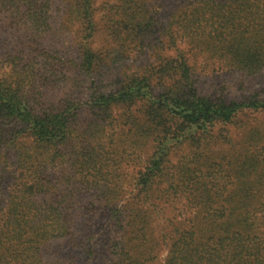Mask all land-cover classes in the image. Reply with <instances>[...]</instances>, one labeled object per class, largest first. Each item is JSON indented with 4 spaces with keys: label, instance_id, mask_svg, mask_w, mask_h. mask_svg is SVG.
<instances>
[{
    "label": "trees",
    "instance_id": "1",
    "mask_svg": "<svg viewBox=\"0 0 264 264\" xmlns=\"http://www.w3.org/2000/svg\"><path fill=\"white\" fill-rule=\"evenodd\" d=\"M159 1L0 0V264H264V95L190 53L263 75L264 0Z\"/></svg>",
    "mask_w": 264,
    "mask_h": 264
},
{
    "label": "rangeland",
    "instance_id": "2",
    "mask_svg": "<svg viewBox=\"0 0 264 264\" xmlns=\"http://www.w3.org/2000/svg\"><path fill=\"white\" fill-rule=\"evenodd\" d=\"M155 3L153 4L154 6H157V3L159 0H153ZM161 2V1H159ZM167 4V3H163L162 5ZM161 5L160 10H163L164 12V8ZM167 11V10H166ZM165 16V14L163 15ZM103 28L100 25L99 31L97 32L96 36H95V42H94V47L97 50H100L101 48H103L104 44L106 43V35L105 32H103ZM179 33L181 34L180 37L181 38H185L183 39L184 43V47L186 48L187 46H189L188 42H190L191 40H188L187 36H183V32H181V29L179 31ZM163 40V39H162ZM128 54L129 56H132L133 53L136 52V50L133 47V44H130L129 47L127 48ZM198 48L197 45L195 43H193L192 45V52L191 53V57L193 60V63L195 64L196 68H195V73L199 79V82L202 86L207 87L210 86L212 89H217L219 92H224L223 96L224 97H228V98H238L243 94V90H242V84L244 85V87H255L256 89H258L260 92L263 93L264 95V74L263 75H256L254 77H249L246 75H243L241 72L239 71H234L232 68H230L228 65H226L221 59L219 58H209L207 55L199 53L198 52ZM186 51L188 53V49L186 48ZM197 51V52H196ZM193 52H195L196 54H193ZM189 53V55H190ZM153 53L150 52L148 55H144L142 53H140L141 56V61L145 62L146 60L152 61L151 56ZM115 65H113L114 67ZM117 115L119 116V121L121 123V121H123L124 117H121V111L118 110L117 111ZM121 117V118H120ZM262 114L259 113H247L244 112L243 114H241L239 116V118L237 119L238 124H240L241 126L239 127H231V135L232 136H238L243 132L244 128H241L242 125H248L249 127L258 124L259 122L262 121ZM123 118V119H122ZM218 130H216L215 132L217 133ZM223 147L227 148L226 145H223ZM215 152H218V148L216 147H211ZM175 155L173 156V162H181V163H188L189 160L192 159V153H193V148H189L187 146H182V147H178L177 149H175ZM201 155H203L204 157L206 155L212 156L213 153L210 151H206L201 149ZM190 163H188L189 165ZM186 165V164H184ZM60 174L63 173L61 171H59ZM59 175V174H58ZM60 176V175H59ZM8 186H12V182L11 179H9L7 182H5L4 184V190H2V195H4V200L5 202L3 203L5 206L9 205V199L7 198V191ZM126 189V188H125ZM130 190H126L124 191L121 195H120V205L121 206H126L129 205L131 200H130V194H129ZM166 209L168 211L169 209V213H175V214H179L182 213L183 215L186 214L188 212L187 208L184 205V202H174L172 203V205H168L166 206ZM171 209H176L177 211L172 212ZM174 211V210H173ZM99 238V235L97 236ZM103 239V238H102ZM59 243L66 245L65 241H59ZM167 252L168 249L165 248L164 246H160V252H159V256L157 258V263L158 264H163L166 256H167Z\"/></svg>",
    "mask_w": 264,
    "mask_h": 264
}]
</instances>
